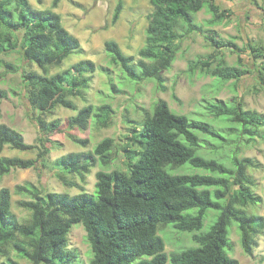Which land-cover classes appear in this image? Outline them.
<instances>
[{
    "label": "trees",
    "instance_id": "obj_1",
    "mask_svg": "<svg viewBox=\"0 0 264 264\" xmlns=\"http://www.w3.org/2000/svg\"><path fill=\"white\" fill-rule=\"evenodd\" d=\"M60 1L52 0L49 8L36 9L29 0H0V54L18 53L22 62L40 70L21 74L24 98L36 112L33 121L39 133L50 135L59 129V120L47 121L57 108L76 112L68 120L70 129L86 130L90 121L98 128H107L113 115L108 103H89L80 110L74 104V100L87 102L85 94L97 70L94 62L80 60L50 73L70 54L81 52L78 39L55 12ZM150 4L153 12L147 17L138 60L124 54L113 41L105 42L104 49L124 80L136 85L152 80L164 92L163 73L171 68L180 41L185 35L204 34L195 22L196 14L206 9L211 15L207 24L213 25L227 19L232 11L221 8L215 0H150ZM122 8L119 0L111 25L119 20ZM204 38L216 53L189 61V77L199 72L219 83H237L246 75H257L264 92V45L247 43L238 52L233 41L219 39L215 32H207ZM222 49L238 52L235 65L218 56ZM241 52L249 53L251 68L245 69ZM2 64L9 72L17 71L9 63ZM6 98L7 92L0 89V99ZM203 108L215 119L226 118L225 135L200 118L173 113L164 102L155 104L151 111L144 110L141 120L130 125L127 142L122 145L125 170L97 172L94 194L46 192L28 182L17 185L14 193L28 197L18 203L29 212V218L20 221L11 211V190L0 188V264H19L13 254L29 264H75L78 256L68 249V235L76 224L86 232L90 264H239L227 252L232 249L228 239L232 223L237 226L244 254L252 255L264 230V218L247 212L261 199L254 194V181L248 175L255 161L239 154L257 138L264 140V116L244 111L241 100L235 98L229 103L213 100ZM38 141L39 147L29 145L21 133L0 124V179L14 170L44 165L51 152L46 147L50 140L39 136ZM74 142L83 148L88 145L87 140ZM113 145V139L105 138L92 151L57 158L52 163L55 178L66 187H76L75 176L84 181L96 163L103 167L110 164ZM5 147L20 152L37 149L36 157L2 156ZM220 147H226L230 154H220ZM184 167L188 168L180 172ZM210 211L214 218L203 231ZM168 225L191 234L194 245L167 254L159 231Z\"/></svg>",
    "mask_w": 264,
    "mask_h": 264
},
{
    "label": "rangeland",
    "instance_id": "obj_2",
    "mask_svg": "<svg viewBox=\"0 0 264 264\" xmlns=\"http://www.w3.org/2000/svg\"><path fill=\"white\" fill-rule=\"evenodd\" d=\"M52 0H29L36 9H46ZM119 0H61L55 12L61 16L63 26L76 37L80 43L81 52L70 54L61 67L50 69L54 74L67 69L70 65L80 60H90L96 66V72L91 78L90 89L86 92L87 102L74 100L77 110L86 104L100 105L108 103L113 110L110 125L107 128H98L90 121L86 130L70 129L68 120L75 116L76 112L57 108L47 117V121L59 120V129L49 134L39 133L33 111L24 98V89L21 82V74L25 71L40 70L27 62L19 59L18 53L0 54V89L7 92L6 99H0V124H5L18 131L29 145L41 146L39 136L48 138L50 153L47 155L44 165L26 170H14L0 179V188H8L12 192V213L20 220L29 218V212L21 208L18 203L28 200V197L16 195L14 188L24 183H32L46 192L76 195L80 192L94 194L95 175L99 171L111 172L113 170H125V159L122 145L127 142L125 137L133 121L141 120L144 110L151 111L155 104L164 102L170 110L176 114H184L190 118H200L205 124L210 125L215 131L226 134V118L215 119L204 110L206 103L220 100L229 103L233 98L241 100L243 110L255 112L264 116V92L259 88L257 75H246L240 82L229 81L219 83L215 78L202 75L197 72L189 77L186 73L188 62L204 57L214 52L204 38L207 32H215L219 39L231 40L236 45V51L242 50L247 43H261L264 45V0H215L221 8L232 11L227 19L218 24L209 25L207 22L211 15L202 9L195 16V22L202 26L204 34L185 35L178 45V52L171 68L163 73L164 87L166 90H158L154 81H145L136 85L123 79L119 68L111 63V59L105 52L104 43L115 42L121 51L138 60L137 52L145 41L147 17L153 12L150 0H120L123 4L119 20L111 25V18ZM218 56L223 57L228 65H235L236 52L222 49ZM245 69L253 66V60L248 52H241ZM257 63L260 60L256 61ZM264 62V60H263ZM2 63L13 65L17 71L9 72ZM112 84L116 92L112 90ZM175 96V98L173 97ZM264 133V128L262 130ZM111 138L114 145L111 150V162L107 167L96 163L94 168L85 175L84 181L78 177L72 180L76 187H66L54 176L53 161L57 158L73 153H87L103 139ZM74 140H87L88 145L83 148ZM214 144V143H213ZM211 144L212 149L216 146ZM205 145V144H204ZM219 153L228 152L226 147H220ZM214 151V150H213ZM34 152H20L5 147L2 156L21 157L34 159ZM230 154V153H229ZM240 157L251 158L255 161V168L248 171V175L254 181V194L259 196L261 202L254 208L247 210L248 214H256L264 218V140L257 138L253 143L241 149ZM226 165V164H225ZM184 167L179 169H187ZM192 171H197L192 169ZM185 171V170H184ZM179 172V171H178ZM215 213L209 212L204 222L203 231H207L210 221ZM159 236L165 242L167 254L190 246H193L191 234L180 233L171 226L162 228ZM228 239L232 246L228 255L238 261L239 264H264V230L257 237V246L252 255H245L241 245L237 226L232 223L228 228ZM68 249L74 251L78 259L75 264H90L91 249L87 241L86 232L80 224L73 225L68 235ZM13 257L19 264H29L27 261Z\"/></svg>",
    "mask_w": 264,
    "mask_h": 264
}]
</instances>
